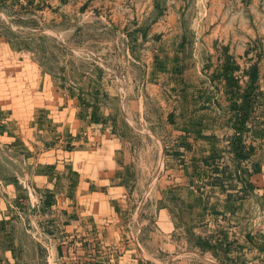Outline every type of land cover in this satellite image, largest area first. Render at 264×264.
<instances>
[{
  "label": "rangeland",
  "instance_id": "obj_1",
  "mask_svg": "<svg viewBox=\"0 0 264 264\" xmlns=\"http://www.w3.org/2000/svg\"><path fill=\"white\" fill-rule=\"evenodd\" d=\"M168 32L182 35L188 44L204 35H216V48H232L234 53L247 44L244 65L264 71V0H0V194L27 198L18 207H38L37 214L44 221L45 199H52L51 207L61 210L64 201L59 199L66 193L80 197L87 191L72 166L73 153L96 148L102 142L111 145L113 138L120 139L123 150L121 155L108 157L105 165L109 171L117 167L127 177L142 175L148 168L156 174L160 164L157 142L146 137L151 126L148 120L154 123L153 113L141 108L140 101L161 90L152 87L151 81L139 82V65L153 62L149 53L158 43L152 36ZM145 33L148 38L141 39ZM236 61L231 64V79L241 85L245 72ZM236 94L244 102L233 107L239 116L232 120V127L242 137H249L248 144L237 140L244 158L262 140L258 135H264V96L254 86ZM168 95L176 100L174 93ZM108 133L112 139L107 138ZM129 146L138 149L136 158ZM151 146L155 160L147 161ZM38 160L46 166L35 167L32 162ZM151 175L145 173L144 177ZM184 175H174L170 183L125 185L134 192L128 208L137 216L125 222L130 223L126 231L121 227V231L105 230L104 264H116L126 251L135 264H145L143 251L164 264H254L253 242L262 246L259 257H264V232H259L264 225V201L249 200V210L241 217L235 213L240 206L233 205L234 212L220 216L224 201L193 198L192 168ZM33 176L56 178L55 185L52 182V188H46L52 192L50 197ZM113 186L97 188L109 195ZM199 186L204 191L211 189L209 184ZM223 189L232 191L229 184ZM161 193L183 195L164 201L172 213L167 225H174L169 236L160 231L162 219L154 212L164 207L156 201ZM193 225H212L210 229L217 231L211 233L212 240L217 243L198 240L205 234L194 232ZM39 231L41 243L49 245V235L44 229ZM114 238L118 239L115 244ZM224 242L229 246L224 247ZM246 242L252 248L243 252ZM209 254L216 262L207 261Z\"/></svg>",
  "mask_w": 264,
  "mask_h": 264
},
{
  "label": "crops",
  "instance_id": "obj_2",
  "mask_svg": "<svg viewBox=\"0 0 264 264\" xmlns=\"http://www.w3.org/2000/svg\"><path fill=\"white\" fill-rule=\"evenodd\" d=\"M140 38L146 40L148 36L145 33L144 37L142 34ZM152 38L158 43L155 50L149 53L153 62L139 65L142 69V79L139 82L143 84L151 81L152 87L161 90L158 95L151 94L145 101L142 99L140 101V104L143 103L141 108L144 107L145 110L147 108L153 113L154 123L150 122L151 119L148 120L151 126L146 137L149 136L157 142L156 150L160 164L156 167V174L151 173L148 168H145L142 175L129 174L127 177L122 176L117 167H110L109 169L113 170L109 171L105 165L106 160L108 157H114L115 153L121 155L123 150L120 139L113 138L111 145L102 142L96 148L73 153L76 158L71 160L72 166L80 174L78 176L81 186L87 191L80 197L74 193H66L64 198L59 199L64 201V208L61 210L51 207L52 199H45L43 205L46 208L44 212L47 213L44 220H47L46 223L42 221V215L37 214L38 210L35 208L38 207L32 206V209L18 207L23 205L27 198L17 197L16 193L5 195L1 193L0 264L45 262L50 264L51 260L55 264H104L101 249L105 247L104 238L107 233L105 230L121 231V227L126 231L130 223L126 225L125 222L137 216L135 211L128 208L129 202L134 200V192H130L131 189L126 188L125 185L155 184L156 181L170 183L169 180L174 178V175L180 178L190 167L193 187L196 189L193 198L224 201V205H220L223 210L218 212L220 216L234 212L235 209L230 207L233 205L240 206L235 213H239L241 217L249 210V200H255V203L264 201V135H258L262 140L253 145V151L249 155L242 158L240 157L242 149L239 148L237 140L241 139V143L248 144L249 137H242L232 127V120L239 116L233 107L236 106L235 103L240 105L244 102L243 97L237 95L236 91L242 92L243 88L254 86L264 96L263 69L260 70L256 65H244L243 55L247 50V44H244L240 52L234 53L232 48L218 50L216 35H204L196 42L197 44L194 41L188 44L185 37L178 33L174 35L172 32L155 35ZM236 60L241 66L240 71L245 72L244 84L241 81V85L238 83L235 85L231 79V64L233 61L237 62ZM254 67L256 74L255 79L252 80L249 73ZM238 87L239 90H236ZM169 92L176 95V100L170 98ZM110 137L111 134L108 133L107 138ZM130 146L128 150L132 157L136 158L138 149ZM148 152L150 156L147 161H154L153 146ZM37 162H32L37 168L47 164L42 160ZM42 162L45 165H42ZM148 165L150 169L153 168L152 162ZM173 168H176V174L173 173ZM145 173L152 175L144 177ZM33 179L40 182L37 186L44 188L46 197H50L48 194L52 192L47 189L52 188V182L55 185L56 178L33 176ZM105 184L115 185L109 195L102 193L101 188H97ZM198 184H203L205 187L209 184L211 189L204 191ZM227 184L232 187V191L223 189ZM91 188L98 190L94 191ZM257 193L263 194L258 197ZM175 196L161 193L156 198V201L164 204V207L155 209L154 212L161 217L160 231L167 236L173 234L174 225L171 224L172 227L167 225L172 213L169 212L164 201L169 198L180 199L183 195L177 193ZM232 198L237 202H225ZM210 227L204 225L200 228L199 225H193L192 230L196 233L204 232L205 235L198 240L216 244L217 241L212 240L211 233L217 231H213ZM39 229H44L51 238V241L48 240L50 246L46 244L47 241L41 243V236H37ZM140 230L141 228L138 229ZM259 232H264V225ZM117 240L114 238L112 243L115 244ZM137 240L136 246L141 253V245L139 239ZM243 244L245 246L243 252L249 251L252 246L256 247L252 263L264 264V257H259V249L262 248L259 243L253 242L251 247L248 242ZM227 245L229 246L225 243L224 247ZM197 248L202 251L200 247ZM143 253L146 258L145 264H164L146 251ZM212 256L208 255L209 263L216 262ZM238 259L240 257L234 260ZM116 262V264H135L137 261L132 259L129 251H126L125 255L119 257Z\"/></svg>",
  "mask_w": 264,
  "mask_h": 264
},
{
  "label": "trees",
  "instance_id": "obj_3",
  "mask_svg": "<svg viewBox=\"0 0 264 264\" xmlns=\"http://www.w3.org/2000/svg\"><path fill=\"white\" fill-rule=\"evenodd\" d=\"M255 74H256V68L254 67L250 70V73H249L250 79L252 80L255 79Z\"/></svg>",
  "mask_w": 264,
  "mask_h": 264
}]
</instances>
